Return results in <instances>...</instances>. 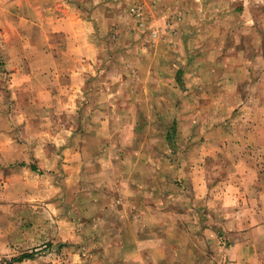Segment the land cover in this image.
Wrapping results in <instances>:
<instances>
[{
	"label": "rangeland",
	"instance_id": "rangeland-1",
	"mask_svg": "<svg viewBox=\"0 0 264 264\" xmlns=\"http://www.w3.org/2000/svg\"><path fill=\"white\" fill-rule=\"evenodd\" d=\"M168 1L163 12V0H105L109 4L102 9L105 21L98 23L97 41L102 72L96 74V84L91 81L88 94L72 97L68 106H34L26 97L23 102L0 97V143L7 155V162L0 161V264H81L79 246L65 247L52 238L62 229L73 234L81 207L72 204L75 196L80 201V195L100 191L119 170L132 174L131 191L137 196L131 203L153 208L150 220L161 222L172 253L191 254L185 239L192 233L199 236L200 255L226 254L222 247L232 245L234 239L225 237L222 227L239 215L209 213L203 199L192 210L194 178L204 190L207 182L217 186L229 176L228 160L218 149L229 142V127L238 121L264 126V54L255 59L258 69L231 71L207 69L214 55L202 52L208 46L223 47L226 32L236 25L231 15L236 7L246 21L235 34L228 33V42L235 45L241 35L249 36L242 45L260 46L264 0L245 12L233 0H183L189 20L192 14L210 19L231 15L229 22H213L223 26L219 33L204 32L203 37H195L191 20L180 34V1ZM251 15H257V29L263 28L257 30L259 37L243 27ZM241 108L245 116L238 120ZM107 143L113 145L99 149ZM86 203L84 199L82 207ZM163 206L170 213L163 214ZM164 222L173 228L165 230ZM27 252H34V258L12 262Z\"/></svg>",
	"mask_w": 264,
	"mask_h": 264
},
{
	"label": "crops",
	"instance_id": "crops-1",
	"mask_svg": "<svg viewBox=\"0 0 264 264\" xmlns=\"http://www.w3.org/2000/svg\"><path fill=\"white\" fill-rule=\"evenodd\" d=\"M179 1L180 12L184 14L176 20L180 34L187 30L186 24L190 20L194 23L192 32L195 37H203L204 32L206 36L210 31L219 33L218 28L223 26L213 22H229L230 16H234L236 25L226 32L223 47L208 46L203 50L202 53L214 55L209 57L207 69H258L255 59L263 57L264 42L260 46L246 47L242 42L249 36L240 35L239 38L237 35L239 41L235 45L227 39L228 33L235 34L242 27L241 23L246 21L242 20L246 19V14L242 15L238 7L230 16L210 19L203 14H192L189 20L185 13L189 9L183 0ZM262 1L233 0L231 3L236 6L242 4L245 12L249 6L256 9ZM105 4L109 3L105 0H0V97H14L16 102H23L25 99L21 97H26L34 106L45 103L54 106L57 102L68 106L72 97L87 95L92 88L91 81L96 84V74L102 72L98 64L102 54L97 41L101 32L98 23L102 25L105 21L102 15ZM110 4L114 5V2ZM169 5L170 1L163 0V12ZM248 22L243 27L259 37L261 29H257V15H251ZM220 54L223 56L219 57ZM198 64V68L204 67L202 63ZM236 116L242 120L245 115L239 112ZM227 135L229 142L219 145L218 149L228 160L229 176L217 186H210L207 182V190L202 189L201 181L195 177V202L191 207L197 211L199 201L203 199L209 213L221 210L229 216L239 215L222 227L225 237L234 239L230 247H222L226 254L200 255L199 236L194 233L190 239H185L191 247V254L172 253L170 240H166L164 233L162 235L161 222L150 220L153 208L131 203L132 197L137 196L131 191L133 177L122 170L108 184L104 181L100 191L92 190L93 193L80 195V201L76 200L79 195L75 196L72 204L81 203V207L79 218L73 223V234L67 232L70 229H62L63 233L53 237L52 241L56 244L60 240L65 247L71 246L70 243L74 247L79 246V254L83 255L79 260L81 264H162L172 260L190 261L192 264L200 261L209 264H264V126L238 121L229 127ZM112 145L107 143L99 149ZM5 148L0 143V161L7 162L6 153H2ZM33 166L38 170L35 164L30 165L31 169ZM218 186L220 190H216ZM101 192L107 196H102ZM84 199L87 205L82 207ZM168 210L171 209L163 206V214L170 213ZM163 224L165 230L173 228L171 222ZM214 228L205 227L208 230ZM179 242L184 244L183 239Z\"/></svg>",
	"mask_w": 264,
	"mask_h": 264
},
{
	"label": "trees",
	"instance_id": "trees-1",
	"mask_svg": "<svg viewBox=\"0 0 264 264\" xmlns=\"http://www.w3.org/2000/svg\"><path fill=\"white\" fill-rule=\"evenodd\" d=\"M33 169L36 170V167L33 166ZM34 256H35V253H34V252H27V253H23V254H21V255L18 256V257H15L13 260H14V261H19V262H21V261H23V260H25V259H32V258H34Z\"/></svg>",
	"mask_w": 264,
	"mask_h": 264
},
{
	"label": "built area",
	"instance_id": "built-area-1",
	"mask_svg": "<svg viewBox=\"0 0 264 264\" xmlns=\"http://www.w3.org/2000/svg\"><path fill=\"white\" fill-rule=\"evenodd\" d=\"M133 11H134V13H135L136 15H140V14H141V11H140L139 8H134Z\"/></svg>",
	"mask_w": 264,
	"mask_h": 264
}]
</instances>
